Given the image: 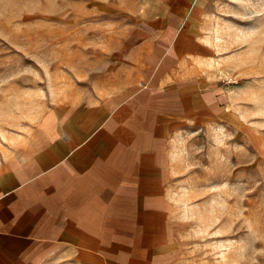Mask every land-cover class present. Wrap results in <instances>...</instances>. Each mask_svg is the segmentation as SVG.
I'll list each match as a JSON object with an SVG mask.
<instances>
[{"label": "rangeland", "instance_id": "rangeland-1", "mask_svg": "<svg viewBox=\"0 0 264 264\" xmlns=\"http://www.w3.org/2000/svg\"><path fill=\"white\" fill-rule=\"evenodd\" d=\"M170 13H196L214 64L171 147L169 264H264V0H0V162L59 107L104 99L106 55L132 62Z\"/></svg>", "mask_w": 264, "mask_h": 264}, {"label": "crops", "instance_id": "crops-1", "mask_svg": "<svg viewBox=\"0 0 264 264\" xmlns=\"http://www.w3.org/2000/svg\"><path fill=\"white\" fill-rule=\"evenodd\" d=\"M195 14L154 15L132 62L106 55L104 99L59 107L0 162V264H169L171 147L211 97Z\"/></svg>", "mask_w": 264, "mask_h": 264}]
</instances>
